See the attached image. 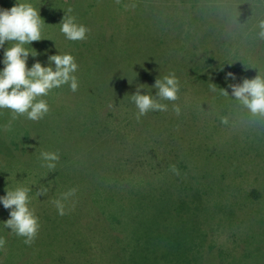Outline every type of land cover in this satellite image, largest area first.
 <instances>
[{"label":"rangeland","instance_id":"1","mask_svg":"<svg viewBox=\"0 0 264 264\" xmlns=\"http://www.w3.org/2000/svg\"><path fill=\"white\" fill-rule=\"evenodd\" d=\"M17 2L30 3L45 21L41 32L45 37L25 45L34 54L37 52L36 57L29 56L27 66L30 68L37 60L47 66L49 55L71 54L78 64L73 74L78 90L73 92L69 84H64L39 97L47 102L49 111L38 121L25 115L12 120L11 110L0 109V141L6 140L14 147L8 156L0 153V196L6 195L5 189L29 188V207L39 218L42 231V214L57 210L52 201L76 188L75 196L63 203L83 206L82 224L91 222L90 211L95 207L104 214L114 239L104 229H90L85 237L90 238L86 243L94 244L89 252L93 257L71 252L68 245L61 264H80L88 259L92 264H132L129 250L136 253L137 264H149L154 255L143 244L149 231L163 232L165 238L159 250L182 243L197 263L205 256L212 263L217 259L229 264L234 259L233 264H264V196L262 201L248 203L241 197L238 202L234 194L237 185L245 190L255 186L264 193V115L252 114L228 87L242 83L243 78L264 75V38L259 35L264 0H120L119 4L115 0H0V9H10ZM85 3L93 6L86 39L71 41L59 36L58 41L53 40L64 9L54 13L42 8L68 4L72 13L80 16ZM2 61L0 55V70L4 67ZM229 72L235 80L226 79ZM169 73L180 82L178 99L160 101L168 105L167 111H149L137 120L138 109L131 101L137 85H144L141 94L155 98V79ZM173 104L180 106L179 116ZM102 112H107V128L102 130V142L97 143L99 133L93 136L90 132ZM222 117H227L226 125L221 123ZM10 120L11 127L5 130ZM256 133L262 142L253 145L250 140ZM45 151L59 155L54 170L42 166L41 153ZM169 157H181L196 179L184 175V181L178 182ZM158 162L160 173L151 177L153 170L158 172L154 167ZM97 176L106 185L103 190L109 188L106 193L98 184L94 187ZM130 178L137 190L150 180L147 189L135 194L140 200L142 194L150 196L146 203L139 200L142 206H148L145 211L142 207L135 212H118L115 208L111 188L123 182L119 188L127 197L129 186L134 185ZM188 183L198 192H209V203L217 205L218 221L208 227L209 235L188 232L184 224L185 200H192L198 207L193 209L194 215L203 221L214 210L212 205L204 209L203 196L183 197H190ZM42 188L47 194L38 196ZM218 198L225 200L222 213ZM173 204L178 208L169 212ZM65 212L70 209L65 207ZM8 218L9 210L0 203V235L9 233L12 239L7 242L20 244L23 238L4 226ZM50 218L53 223L60 219ZM95 218L102 225L101 218ZM197 224L201 222L197 220ZM143 251L146 258L140 259L137 255ZM13 252H18L17 247L6 243L0 249V264H34L28 257L22 262L19 254L12 256ZM36 254L33 250L31 257ZM182 258L172 263L188 264ZM39 262L47 264L46 259ZM154 264H160L159 260Z\"/></svg>","mask_w":264,"mask_h":264},{"label":"clouds","instance_id":"2","mask_svg":"<svg viewBox=\"0 0 264 264\" xmlns=\"http://www.w3.org/2000/svg\"><path fill=\"white\" fill-rule=\"evenodd\" d=\"M117 4L120 0H115ZM127 7V5L125 6ZM72 9L60 21V30L68 40L82 41L86 39L89 29L76 22V18L71 15ZM45 24L44 19L30 3H16L10 9H0V48L4 49L3 69L0 70V109L12 111V120L20 115H25L27 119L38 121L49 111L47 102L39 97L46 96L53 88L69 84L73 92L78 90V80L73 75L78 64L71 54H53L47 57L48 65L44 66L39 60L34 62L29 68L27 60L29 56L36 57L25 45L42 40L41 32ZM261 29L259 35L264 38V20L260 21ZM7 42V47L5 43ZM11 45V46H10ZM54 65V67H53ZM235 80L233 73L229 72L226 79ZM232 95L240 100L252 114L264 115V77L260 75L255 78H243L242 83L229 84ZM152 88L156 89L155 98L151 94H141L144 89L143 84H138L134 94H131V101L135 104L138 112L136 119L139 120L149 111H167L168 105L161 103L162 100L175 102L178 99L180 82L174 73L156 78ZM215 91V87H212ZM227 94V90H224ZM173 111L180 115L179 105L173 104ZM222 124H227V117L221 118ZM11 120L5 126V130L10 129ZM41 158L44 161L42 166L54 170L59 155L56 152H42ZM170 168L178 172L175 165ZM6 195L0 196V203L9 210V218L4 221V226L10 229L16 236L23 237L24 243L31 245L38 236L40 224L39 218L34 210L29 207V188L16 187L14 190L5 189ZM76 188L69 189L61 195L60 199L52 201L59 215L63 216L65 204L63 201L75 196ZM47 189L42 188L37 192L38 196H45ZM6 244L4 238H0V249Z\"/></svg>","mask_w":264,"mask_h":264},{"label":"trees","instance_id":"3","mask_svg":"<svg viewBox=\"0 0 264 264\" xmlns=\"http://www.w3.org/2000/svg\"><path fill=\"white\" fill-rule=\"evenodd\" d=\"M222 111H226V110H222ZM106 113L102 112L103 116H101L99 120H96V121L94 120L95 125L93 126V130L90 132L93 136H95L99 133L97 136L98 140L95 139V141L97 143H101L103 138H104V136H102V133H104V132H102V130H104V129L106 130V128H107V126L105 127V123H106L105 114ZM95 116L98 117V113H96ZM101 120H103L102 125H100L102 122ZM95 126H97L98 128L97 129L94 128ZM263 126H264V123H263ZM207 128H208V131L210 134L211 133L210 127L207 126ZM89 129H92V128L89 127ZM253 140L257 144H258V142H262L261 140H259L257 133L254 134ZM253 140H250V142L252 143ZM12 148H14V147H12V145L8 144L6 142V140L0 141V153H3L4 155L8 156V154H9L8 151L12 150ZM169 163L171 165H175L176 169L178 170V172L172 171L173 177L178 182L184 181V175L190 177L191 179H196V177L191 172L190 167L188 169L186 168V164L184 163V160L181 159V157H178L176 159H174L173 157H169ZM159 165H160L159 162L154 163V167L158 168V172L153 170V172H151V177H154L160 173L159 170H161V169H159ZM97 172H98V169L96 170V174H97ZM101 172H102V170L99 173V177L101 176ZM143 176H145V174H143ZM99 177L97 176L96 181L94 182V187L96 186V184H98L99 187L102 188L101 192L106 193L107 191H109V188L103 190V187L106 185H105V183L101 184L100 180L98 181ZM115 178L116 177H114L113 179L115 180ZM130 180H133V179L130 178ZM130 180H128V182ZM106 181H108L107 178H106ZM191 182H197V181L192 180ZM149 183H150V180H148L145 183L146 186L140 185V189H139L140 192H139V190H137V186H136V183L134 181V185L133 186L130 185L128 188L127 197L121 193V188H119V187L123 186V182L121 183V181H120V185H118V187L116 185H113V188H111L112 194H111V192H110V194L116 200L115 201L113 199L116 203L115 208L119 209L118 212H120L121 210H127V211L135 212V210H137L136 209L137 207H142L143 208L142 211H145L146 208H148V206L144 207L141 204L148 202V199L150 196L147 195L148 193L142 194L141 200H140L137 198V195H140L143 188L147 189ZM190 183H188L190 197L186 198L187 195H184V194H183V197L185 199H192V198H196V197L201 198L203 196L204 204H205L204 209L205 210L209 209V207L212 205L211 203H209V200L212 197L207 196V194L209 192L203 193L202 189L198 192L194 186L190 185ZM185 184H184V186H185ZM236 187H239V185H237ZM236 187L234 188L236 190V193H234V194L237 196V199L239 197H241V199L246 200V202H248V203L257 202L259 199H260V201H262V199H263L264 193H263L261 188L254 186L250 189L245 190V189L236 188ZM138 188H139V185H138ZM247 191H249V192H247ZM135 194H137V195H135ZM139 200H140L141 204L139 203ZM239 201H241V200L238 199V202ZM75 204H76L75 212L74 213L69 212L63 216L59 215L57 213V210L53 214H46V213H50V212L54 211L55 209L50 211V212L45 211L42 214V221H43L42 231H39L38 236L33 243L34 245L32 244V247H31V245L29 246V245L24 243L23 237H22L23 240L20 241L21 243L20 244L18 243L17 245H13V243H11V241L7 242L8 239H10V238L12 239V236L9 233L2 235V236L0 235V238H4L6 240V243H8V246L17 247L18 252H16L15 254L13 252L12 256L19 254L22 262L26 257H28L30 262L34 263V264H40L39 261L42 259H46L47 264H57V263L61 264L62 260L64 259L63 257H65L66 247L68 245L70 246L71 252H78V254L81 256L85 255L86 257L87 256L93 257V254L89 255V252L94 247V244L86 243L87 240L90 241V238L85 237L87 232L90 229H93V230L104 229L108 234L110 233L109 235L113 239V236L111 234L112 230H111V228L107 227V224L105 221L106 218L104 217V214L99 212L95 207H94L93 211H90L91 222L86 221L85 224L84 223L82 224L81 223L82 216L80 215V213H81L83 206L78 205L77 202H75ZM217 204H220V206L218 208L220 210V213L224 212L223 208H224L225 200L222 198H218ZM212 206L214 209L213 212L209 211L210 213L206 214L204 221H203L202 218H200V217L198 218V214L194 215L193 209L197 210L198 207L196 205L192 204V200H188V201L185 200L184 201V212H186L184 224H186L188 226L187 229H190V230H188V232L196 230V231H199L203 234L208 233V235H209V233H211V229L208 227L211 226L210 224H214V223H216V221H218L215 219V217H216L215 209H216L217 205H212ZM65 207H66V205H65ZM85 208L86 207H84V209ZM176 208H178V206L173 204V207L171 208V210L169 212L176 210ZM227 209H229L233 213V210H231V208L228 207ZM232 209H234L233 206H232ZM94 213H95V215H94ZM213 214H215V216H213ZM141 215L146 216V213H142ZM83 216H84V213H83ZM96 216H99L101 218L102 225H101V223H99L96 220V218H95ZM50 217L60 218V219L57 222L53 223ZM174 218L180 219V217H172V219H174ZM197 220L200 221L201 224H197ZM159 221H162V219L160 218ZM97 224H100V225H97ZM170 233H171V231H170ZM167 237H169V234L167 235ZM164 238L165 237H164V234L162 231L157 232V233L149 231V235L146 237V239H144L143 244L147 247L146 251L148 249H150L149 253L154 255V256L150 257V258H154V259L151 260L149 264H154L155 260H159L160 264H173L172 262H174V261H178V262L181 261L180 257L182 258V256H183L182 260L188 261V264H192V263L196 264L197 263V262H194L196 259H192L189 257L188 246L184 247L183 245H181L182 243H180L179 245H178V243H172L171 245L168 244L167 246L165 245L164 250H162V249L159 250V246L161 245ZM113 241H114V239H113ZM80 245H83V248H80L79 247ZM193 246H195V245H193ZM205 247L208 248V241L206 242ZM167 248H170V250L166 251ZM32 249L37 251V254L33 255L31 257V252H33ZM37 249H42L43 254L41 255L42 252H38ZM193 249H194V247H193ZM129 251H128L129 262L130 263L132 262V264H137L136 263V253H133V250L131 252H129ZM146 251L139 252L137 256L140 259H144V257L146 258V255H147V254H145ZM12 256H10V258H12ZM88 260H86V262L80 263V264H92ZM230 260L231 261L233 260V262L235 261L234 259H230ZM119 262L120 261H118L116 263L113 262V264H119ZM199 262H201V263H199ZM233 262L229 261V264H233ZM198 263L199 264H226V263H221V260H217V259L213 260V263H212V261L210 259L205 260V256L200 257ZM64 264H66V263H64Z\"/></svg>","mask_w":264,"mask_h":264},{"label":"crops","instance_id":"4","mask_svg":"<svg viewBox=\"0 0 264 264\" xmlns=\"http://www.w3.org/2000/svg\"><path fill=\"white\" fill-rule=\"evenodd\" d=\"M92 7L93 6H89L88 4H86L85 3V5L84 6H82V8H83V12H84V14L85 15H83V12H82V15H80V16H76L74 13H72L71 12V15H73L75 18H76V22L78 23V24H83V25H85L87 28H88V26H87V21H89L90 20V18H89V13H90V11L92 10ZM56 8V9H55ZM69 8H71L70 6H68V4L67 5H60V6H54V7H48L47 5L44 7V8H42V10L43 9H50V10H53L54 11V13H55V11H58L59 9H61V10H63V13H64V15H65V13H67V10L69 9ZM65 11V12H64ZM63 18V17H62ZM58 31V32H57ZM56 34L54 35V39L53 40H56V41H58V38H59V36H65L62 32H61V30H60V25L58 26V28H57V30H56ZM45 33H41V36L44 38L45 36ZM56 35H58V36H56ZM52 40V39H51ZM67 40V39H66ZM48 45V44H47ZM8 45H7V42L5 43V47H7ZM11 46V45H10ZM3 53H4V49L3 48H0V55H2L3 56ZM76 60V59H75ZM262 77H264V75L262 76ZM252 144L253 145H256L257 143L253 140V142H252ZM75 206L76 205H74L72 202H70V203H67L66 204V207L68 208V209H70V212H72V213H74L75 212ZM40 223V222H39Z\"/></svg>","mask_w":264,"mask_h":264}]
</instances>
